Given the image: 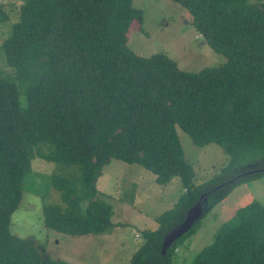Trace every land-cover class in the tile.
<instances>
[{"label": "trees", "instance_id": "1", "mask_svg": "<svg viewBox=\"0 0 264 264\" xmlns=\"http://www.w3.org/2000/svg\"><path fill=\"white\" fill-rule=\"evenodd\" d=\"M170 1L223 55L220 66L193 73L165 54L132 52L127 33L143 15L133 0H23L8 10L0 3V25L14 19L0 55L10 69L0 71V264H65L11 234L25 191L42 198L44 224L56 233L110 229L113 208L97 199L95 184L112 159L143 167L160 185L176 177L184 185L130 264H175L201 222L164 255L163 239L202 195L207 215L236 186L264 176V3ZM178 129L196 146L220 145L230 163L196 184ZM36 157L57 165L37 187ZM239 161L251 166L239 170ZM188 264H264V205L240 208Z\"/></svg>", "mask_w": 264, "mask_h": 264}, {"label": "rangeland", "instance_id": "2", "mask_svg": "<svg viewBox=\"0 0 264 264\" xmlns=\"http://www.w3.org/2000/svg\"><path fill=\"white\" fill-rule=\"evenodd\" d=\"M262 2L264 0H253ZM8 10L23 0H0ZM143 12L142 20H133L127 33L128 48L141 57L165 54L187 72L220 66L225 58L211 48L197 32L189 13L170 0H133ZM14 19L0 25L1 45L7 38ZM8 69L0 56V71ZM186 161L193 166L196 184H201L226 167L231 158L215 143L196 146L191 138L177 130ZM57 165L35 158L32 162L36 187L40 176L52 174ZM239 170L251 166L238 163ZM73 168V167H71ZM238 170V167H237ZM58 171V170H57ZM69 174L70 170L63 171ZM251 172V171H250ZM246 175H251L247 173ZM97 199L112 205L113 226L102 235L69 236L46 228L43 217L44 201L25 191L18 209L12 215L10 232L21 239L34 240L41 253L65 264H130L144 243V232L158 228L157 218L172 210L184 193L179 177L167 185L156 182L154 174L138 165L112 159L104 165L96 180ZM53 199L60 202L59 194ZM51 200V199H50ZM264 205V176L239 186L200 220L195 234L184 240L176 251L175 264H188L203 248L211 244L221 227L232 220L236 212L253 202Z\"/></svg>", "mask_w": 264, "mask_h": 264}, {"label": "water", "instance_id": "3", "mask_svg": "<svg viewBox=\"0 0 264 264\" xmlns=\"http://www.w3.org/2000/svg\"><path fill=\"white\" fill-rule=\"evenodd\" d=\"M256 171H251L249 173H253ZM207 203V198H205L204 195L201 196L199 201L191 207L184 219L183 222L173 227L164 237L163 243H162V254H166L168 249L182 236H184L186 233H188L194 225L203 219L205 215V204Z\"/></svg>", "mask_w": 264, "mask_h": 264}]
</instances>
